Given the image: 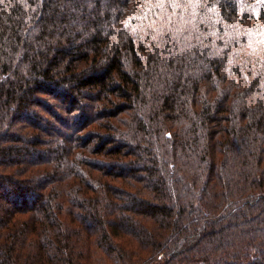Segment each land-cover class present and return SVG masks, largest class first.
Segmentation results:
<instances>
[{"label":"trees","instance_id":"1","mask_svg":"<svg viewBox=\"0 0 264 264\" xmlns=\"http://www.w3.org/2000/svg\"><path fill=\"white\" fill-rule=\"evenodd\" d=\"M0 264H264V0H0Z\"/></svg>","mask_w":264,"mask_h":264},{"label":"rangeland","instance_id":"2","mask_svg":"<svg viewBox=\"0 0 264 264\" xmlns=\"http://www.w3.org/2000/svg\"><path fill=\"white\" fill-rule=\"evenodd\" d=\"M29 219H30V216H25L23 219H18V221H15V223L11 226V228L9 229V231L12 232L14 230H17L20 227V225L22 224L23 221H26V222L28 221L29 222L30 221ZM42 227H39V230L38 231H40L42 229ZM37 235H31V236L28 237V239H30L31 243H34L38 239H40V236H37Z\"/></svg>","mask_w":264,"mask_h":264}]
</instances>
